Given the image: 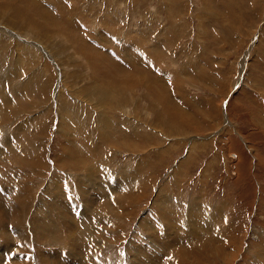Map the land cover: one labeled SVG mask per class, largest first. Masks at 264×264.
<instances>
[{"label":"rangeland","instance_id":"obj_1","mask_svg":"<svg viewBox=\"0 0 264 264\" xmlns=\"http://www.w3.org/2000/svg\"><path fill=\"white\" fill-rule=\"evenodd\" d=\"M145 247L264 264V0H0V264Z\"/></svg>","mask_w":264,"mask_h":264},{"label":"bare ground","instance_id":"obj_2","mask_svg":"<svg viewBox=\"0 0 264 264\" xmlns=\"http://www.w3.org/2000/svg\"><path fill=\"white\" fill-rule=\"evenodd\" d=\"M69 114V113H68ZM184 121V120H183ZM105 135V134H104ZM86 178V177H85ZM88 183V182H87ZM92 184V183H91ZM99 187V186H98ZM101 188H103V187H101ZM104 191H105V189H104ZM101 193H103V192H101ZM101 196V194L99 195V197ZM164 196L165 195H163V194H161L160 195V199L159 200H161V197H163L164 198ZM166 197V196H165ZM168 197H166V199H167ZM110 199V197L108 196V194H103L102 195V204H101V211L104 213V214H107V212H109L110 214H115L114 213V208H111L112 206H113V204H111V200H109ZM113 200V202L115 203V198L114 199H112ZM163 201H164V199H162ZM157 202V201H156ZM162 202V201H161ZM162 203H164V204H166L165 202H162ZM118 205L119 206H121L120 204H119V202H118ZM158 205H161V204H158ZM197 205V204H196ZM191 206V205H190ZM195 206V205H194ZM192 207V206H191ZM171 208V207H170ZM164 209V208H163ZM163 209H159V212H161L162 214L164 213L163 212ZM56 210V209H55ZM107 211V212H106ZM189 211H192V210H189ZM56 213L57 214H59V212L58 211H56ZM189 213H191V212H189ZM198 213V212H197ZM216 213V212H215ZM60 215V214H59ZM62 215V214H61ZM198 215V214H197ZM215 216V215H214ZM190 217H192L194 220H195V217H197V216H195V215H191ZM58 218H60V217H58ZM63 218V217H62ZM52 219V218H51ZM189 219V218H188ZM57 220V219H56ZM42 222H39V223H42V224H44L45 222L43 221V220H41ZM212 221V220H211ZM53 222H54V219H53ZM33 223V222H32ZM36 223V222H35ZM84 223V222H83ZM42 224L41 225H39V224H36V227L35 228H39V229H42V231H46L47 229H48V227L49 226H51L50 225V223H48V225H46L45 227H40V226H42ZM74 226H76V228L74 229V230H76L77 231V233H78V235L77 236H75V237H73L72 238V240H75V241H77V240H81V241H84V235H86V233H84V231H81L80 230V228H81V225L82 224H80V222H79V220H77V221H75L74 223ZM144 224V222L142 221L141 222V225H143ZM187 224V223H186ZM188 224H190V223H188ZM100 226H102V225H100ZM104 226V225H103ZM145 226V225H144ZM189 226V225H188ZM190 227V226H189ZM57 228V227H56ZM104 228H106V227H104ZM58 229V228H57ZM177 229V228H176ZM175 229V230H176ZM186 229V231L185 230H183V233H186L188 230V228L186 227L185 228ZM38 230V229H37ZM147 230V229H146ZM169 230V233H171L170 232V229L169 228H166L165 227V232L166 231H168ZM200 230V229H199ZM185 231V232H184ZM190 231V230H189ZM99 232V231H98ZM148 232H150V230H148ZM101 233V232H100ZM182 233V232H181ZM197 233H198V229L197 230H195V229H192V231L190 232V234L188 235V236H196L197 235ZM200 233V232H199ZM205 233H207V232H205ZM79 234H82V235H79ZM188 234V233H187ZM45 235V234H44ZM149 235V234H148ZM178 235V234H177ZM182 235V234H181ZM185 235V234H184ZM199 235V234H198ZM201 235H203V234H201ZM49 236V238H51L52 239V237H56V235L55 234H50V235H48ZM73 235L71 234V237H72ZM166 236H167V234H166ZM151 237V236H150ZM171 237V236H170ZM16 238V237H15ZM165 238V237H164ZM168 238V237H167ZM174 238V244L176 243H180V241L179 240H177V237L175 238V237H173ZM191 238V237H190ZM90 240V239H89ZM144 240H145V242H146V244H147V246L148 247H153V245H154V242L153 241H150V240H148V236H147V234L145 235V238H144ZM160 240V239H159ZM183 240V239H182ZM188 240H190L189 238H188ZM192 240V239H191ZM176 241H178V242H176ZM184 241V240H183ZM91 242V241H90ZM166 242H167V240H166ZM195 242V241H194ZM161 243V242H160ZM157 245V244H156ZM155 245V246H156ZM166 246H167V244H166ZM157 248H158V245H157ZM169 248V247H168ZM167 248V249H168ZM91 249V248H90ZM152 249V248H151ZM166 250V249H165ZM213 251V250H212ZM136 253H137V255L141 258V262H148V264L149 263H151V253H149V251L147 250V248L145 247V248H142V250H141V248L139 249H137L136 250ZM178 253H181V251H179ZM184 254V253H183ZM182 254V255H183ZM181 255V256H182ZM158 256V255H157ZM162 256V255H161ZM164 256V255H163ZM168 256V255H167ZM166 256V257H167ZM2 257V256H1ZM138 257V258H139ZM168 257H170V256H168ZM183 257V256H182ZM185 257V256H184ZM190 257V256H189ZM88 258V257H87ZM198 258V257H197ZM169 259V258H168ZM173 260H174V258L172 259V262H173ZM138 261H139V259H138ZM167 261V260H166ZM169 264V263H168Z\"/></svg>","mask_w":264,"mask_h":264},{"label":"crops","instance_id":"obj_3","mask_svg":"<svg viewBox=\"0 0 264 264\" xmlns=\"http://www.w3.org/2000/svg\"><path fill=\"white\" fill-rule=\"evenodd\" d=\"M56 230L59 231V229H57V228H56ZM50 234H55V235H56L55 228H53L52 232H50L48 235H50ZM3 251H4V250H3ZM3 251H2V249H0V256H3V258H4ZM70 255H71V254H70Z\"/></svg>","mask_w":264,"mask_h":264},{"label":"built area","instance_id":"obj_4","mask_svg":"<svg viewBox=\"0 0 264 264\" xmlns=\"http://www.w3.org/2000/svg\"><path fill=\"white\" fill-rule=\"evenodd\" d=\"M96 261H98V258H96ZM94 264H96V263H94Z\"/></svg>","mask_w":264,"mask_h":264},{"label":"snow or ice","instance_id":"obj_5","mask_svg":"<svg viewBox=\"0 0 264 264\" xmlns=\"http://www.w3.org/2000/svg\"><path fill=\"white\" fill-rule=\"evenodd\" d=\"M170 259V258H169Z\"/></svg>","mask_w":264,"mask_h":264}]
</instances>
